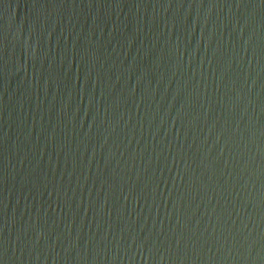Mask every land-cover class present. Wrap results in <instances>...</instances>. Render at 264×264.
I'll list each match as a JSON object with an SVG mask.
<instances>
[{"label":"water","instance_id":"obj_1","mask_svg":"<svg viewBox=\"0 0 264 264\" xmlns=\"http://www.w3.org/2000/svg\"><path fill=\"white\" fill-rule=\"evenodd\" d=\"M0 264H264V0H0Z\"/></svg>","mask_w":264,"mask_h":264}]
</instances>
